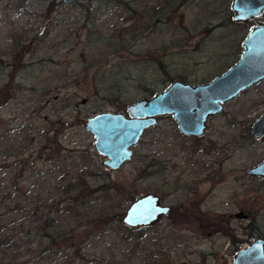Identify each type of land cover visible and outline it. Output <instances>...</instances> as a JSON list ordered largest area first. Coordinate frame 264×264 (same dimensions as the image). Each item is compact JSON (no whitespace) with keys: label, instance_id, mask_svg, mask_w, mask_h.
Returning <instances> with one entry per match:
<instances>
[{"label":"rangeland","instance_id":"374dc122","mask_svg":"<svg viewBox=\"0 0 264 264\" xmlns=\"http://www.w3.org/2000/svg\"><path fill=\"white\" fill-rule=\"evenodd\" d=\"M230 2L0 0V264H232L264 239V178L246 172L264 158V136L250 135L264 78L208 117L202 137L159 116L117 169L84 130L174 80L230 68L254 25L232 21ZM149 192L169 213L124 226Z\"/></svg>","mask_w":264,"mask_h":264},{"label":"water","instance_id":"95a60500","mask_svg":"<svg viewBox=\"0 0 264 264\" xmlns=\"http://www.w3.org/2000/svg\"><path fill=\"white\" fill-rule=\"evenodd\" d=\"M60 1L68 4L74 0ZM230 3L231 20L234 22L246 23L263 14L264 0H231ZM241 45L243 49L237 61L210 82L187 85L174 80L157 94L127 105V115L105 112L87 118L84 130L94 137L93 147L105 158L103 163L106 168L117 169L129 160L131 147L138 142L145 129L154 125L156 117L170 115L180 133L198 137L203 133L206 119L219 112L223 103L263 80L264 23L253 25ZM250 129L253 139L259 140L264 134V111L252 122ZM248 172L264 177V159ZM159 200L150 192L135 198L124 212L122 224L130 229L153 226L169 210ZM263 247L261 239H254L234 253L232 264H264Z\"/></svg>","mask_w":264,"mask_h":264},{"label":"flooded vegetation","instance_id":"af4514ba","mask_svg":"<svg viewBox=\"0 0 264 264\" xmlns=\"http://www.w3.org/2000/svg\"><path fill=\"white\" fill-rule=\"evenodd\" d=\"M263 12H264V10H263ZM258 17H259V16H258ZM258 17H256V18H258ZM256 18L251 19L249 22L254 23V25L257 24V23H259V22L256 20ZM249 22H246V23H249ZM252 26H253V25H252ZM252 26H251V27H252ZM219 112H222V109H221ZM219 112H217V113H219ZM217 113H216V114H217ZM214 115H215V114H214ZM212 116H213V115H212ZM158 117H159V116H158ZM209 117H210V116H209ZM210 118H211V117H210ZM156 119H158V118L156 117V118H155V121H156ZM206 120H207V119H206ZM173 121H174V120H173ZM206 123H207V121H206ZM206 123H205V127H204V130H203V133H205L204 131H205V129H206ZM176 128H177V126H176ZM177 130H178V128H177ZM178 131H179V130H178ZM179 133H180V132H179ZM203 133H202V135H203ZM181 134L184 135L183 133H181ZM202 135H200V136H198V137H197V136H193V135H191V136H190V135H185V136H189L190 138H191V137H193V138H199V137H202ZM250 135H251V133H250ZM263 136H264V134L261 136V138H260L259 140L263 139ZM251 138L253 139L252 135H251ZM253 140H254V139H253ZM255 140H256V139H255ZM255 140H254V141H255ZM130 156H131V155H130ZM130 158H131V157H130ZM263 159H264V158H263ZM260 162H261V160H260ZM258 163H259V162H258ZM258 163H256V164H258ZM253 166H256V165H253ZM253 166H252V167H253ZM252 167H249L248 169H250V168H252ZM248 169L246 170L247 174H248L249 176L256 177V175H251V174L248 172ZM257 177L264 178V177H262V176H258V175H257ZM257 177H256V178H257ZM159 202H160V200H159ZM160 204H161V203H160ZM167 206H168V205H167ZM168 208H169V210H168L167 214H168L169 211L171 210V208H170L169 206H168ZM167 214H166V215H167ZM257 238H259V237H257ZM260 239L263 241V246H264V239H263V238H259V240H260ZM250 243H251V242H250ZM263 248H264V247H263ZM240 249H241V248H240ZM238 251H239V250H238Z\"/></svg>","mask_w":264,"mask_h":264},{"label":"trees","instance_id":"16d2710c","mask_svg":"<svg viewBox=\"0 0 264 264\" xmlns=\"http://www.w3.org/2000/svg\"><path fill=\"white\" fill-rule=\"evenodd\" d=\"M69 190H71V189H70V188H67L66 190L63 189V192L65 191L66 193H69V192H70ZM85 196H87V194H86ZM75 200L77 201L76 198H75ZM63 202H64V200L61 201V199H59L56 203H57L58 206H60V204H62ZM57 205H56V206H57ZM57 208H58V207H57ZM59 209H60V207H59ZM45 236H46V235H45ZM47 236H48V235H47ZM47 236H46V237H47Z\"/></svg>","mask_w":264,"mask_h":264}]
</instances>
